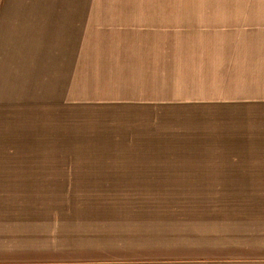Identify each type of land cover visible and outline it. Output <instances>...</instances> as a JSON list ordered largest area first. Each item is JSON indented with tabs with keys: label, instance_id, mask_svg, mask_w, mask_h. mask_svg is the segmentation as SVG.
Returning a JSON list of instances; mask_svg holds the SVG:
<instances>
[{
	"label": "crops",
	"instance_id": "crops-1",
	"mask_svg": "<svg viewBox=\"0 0 264 264\" xmlns=\"http://www.w3.org/2000/svg\"><path fill=\"white\" fill-rule=\"evenodd\" d=\"M217 42L225 43L217 49ZM251 42H264V0H0V255L19 256L61 246L53 230L45 234V228H39L31 234L24 229L21 234L19 193L3 192L13 186L58 183L51 179L54 175L65 184L128 185L127 190L121 187L93 200L159 202L170 199L159 192L164 184L200 185L213 176L225 177L222 183L226 184L232 179L227 177L246 175L243 164L232 163L238 156L217 157L206 144L171 145V150L162 151L170 153L165 158H147L146 154L156 151L130 141L148 136L146 121L162 124L165 119L168 101L146 96L147 89L164 88L166 76L172 77L165 70V56L175 55V64L182 66L175 68V80L184 74L189 76L184 81L194 80L185 88L231 87L214 84L219 76L228 80L229 73L236 75L243 88L244 82L257 78L252 66L261 63L238 57L250 49ZM217 54L229 56L222 64L233 67H215ZM126 84L130 89H144L143 95L107 96L104 91L124 89ZM243 100H175L171 106L175 132L185 119L186 104L191 118L208 122L217 110L245 114L250 105ZM71 116H92L86 120L91 123L90 143H78L85 149L82 152L92 156L52 160L50 154L59 151L53 137L82 129L68 124ZM209 129V124L204 126V131ZM120 137L124 142L119 143ZM260 165L249 168L250 176L264 177ZM186 198L208 197L203 193L178 199ZM87 234L77 244L59 248L56 258L0 257V264H264V240L242 243L176 235L175 259H171L163 250L162 236H156L151 247L147 239L132 244L123 237L114 243L115 237L104 238L101 235L110 234L94 226ZM213 249H227L232 255L215 260L191 258L196 251ZM68 250L87 256L63 257Z\"/></svg>",
	"mask_w": 264,
	"mask_h": 264
},
{
	"label": "rangeland",
	"instance_id": "rangeland-1",
	"mask_svg": "<svg viewBox=\"0 0 264 264\" xmlns=\"http://www.w3.org/2000/svg\"><path fill=\"white\" fill-rule=\"evenodd\" d=\"M223 43L225 42H217V49ZM212 57L213 55H210L208 59ZM238 57L260 60L262 65L252 66L256 69L257 78H251L248 80L249 82H244V87L241 88L242 82L235 79V74L229 73L228 80L219 76L214 84L231 85V87L196 89L185 88L187 84H194V80L184 81L189 77L186 74L182 75L181 79L175 80V68L180 67L181 70L182 66L179 63L175 64V55L173 57L165 56V70H169L172 77L166 76L164 88L147 89L146 94V96L168 101L165 107V119L162 124L160 121H146L148 136L133 138L130 143H145L151 148L150 150L156 151L146 154L147 158L149 156L165 158L170 153L162 151L171 150L169 147L171 145L206 144L210 149L216 151L217 157L238 156V159L232 163L235 166L243 164L246 175L227 177L232 179H229L226 184L222 183L225 179L223 176H213L209 183L200 185L164 184L159 192L168 194L170 199L159 200V202L93 200V196L119 192L121 187L127 190L128 185H92L73 182L65 184L64 182L60 183L61 177L53 175L51 179L58 183L22 184L3 191L19 193L20 200L17 203L21 234L24 229L30 230L31 234L36 233L39 228H45V234L53 230L61 238L59 248L77 244V239L82 238L83 240L88 236L87 233L92 226L101 233L110 234V236L101 235L106 239L115 237L114 243H120L121 238L127 237V241H131L132 244H138V240L147 239L148 246L155 247L150 242L155 241L156 236H162L165 239L162 241L165 246L163 250H167L171 259H175L176 235L191 237L192 234V238L200 240L206 236L208 237L207 241L216 239L242 243L263 241L264 177L250 176L252 170L249 168L261 164L259 169L264 170L262 166L264 165V42H251L250 49L239 52ZM228 58L227 55L217 54L215 67L222 70L233 67L230 64H222V61ZM237 61L240 62V59ZM259 71L262 73L260 78ZM87 83L85 81V85ZM115 83L117 84V81ZM237 85L239 86L236 87ZM104 91L107 96L140 95V93L143 95L144 93V89L128 87L124 89L107 88ZM127 91L128 93L133 92V94H126ZM80 95L85 94L81 92ZM89 95L95 96L98 93ZM100 95H104L102 90ZM188 97H211L234 101L238 97L243 98V103L250 107L245 110V114L240 111L217 110L218 114L213 119L204 122L191 118L188 113V104H186L183 113L185 119H183V123L180 122L177 133L175 132V120L172 117V114L175 115V108L171 106H175V100H181V102L186 100L184 103H187ZM71 117L68 124L80 126L82 129L69 130L67 137L66 134L53 137V140L55 139L59 143L57 146H53L59 151L50 154L52 160L77 161V158L83 155L92 156L88 152L81 151L85 150L84 147L78 146V143H90L92 139L89 136L92 130L91 132L87 131L91 123L86 121L92 116ZM100 123L111 124V121H101ZM208 124L210 129L204 131V126ZM194 125L200 127V130L197 131ZM76 133L79 135L77 136ZM122 142H124V138L120 137L119 143ZM222 150H225L226 153ZM102 155L104 154H100V156ZM203 193L208 198L178 199L180 196H200ZM59 248L52 249V251L39 250L36 253L29 252L19 256L0 255V257L6 260L17 258L47 261L60 256L57 252ZM198 252H194L191 258L202 257L206 260H215L232 255L227 249L202 250V254ZM62 256L76 259L84 258L87 255H77L73 250H68V253ZM92 257L91 255L90 258Z\"/></svg>",
	"mask_w": 264,
	"mask_h": 264
}]
</instances>
